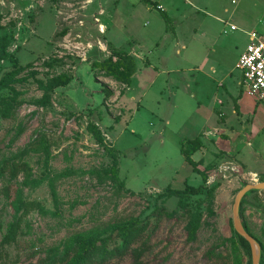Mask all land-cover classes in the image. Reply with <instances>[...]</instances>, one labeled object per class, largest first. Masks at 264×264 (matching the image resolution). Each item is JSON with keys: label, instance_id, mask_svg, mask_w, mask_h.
<instances>
[{"label": "rangeland", "instance_id": "374dc122", "mask_svg": "<svg viewBox=\"0 0 264 264\" xmlns=\"http://www.w3.org/2000/svg\"><path fill=\"white\" fill-rule=\"evenodd\" d=\"M151 1L0 0V264H67L76 240L128 223L123 248L86 264L246 263L232 205L264 177V104L236 63L264 0ZM112 48L134 57L127 81L91 64ZM196 137L194 170L181 142ZM241 216L264 250V189Z\"/></svg>", "mask_w": 264, "mask_h": 264}, {"label": "trees", "instance_id": "16d2710c", "mask_svg": "<svg viewBox=\"0 0 264 264\" xmlns=\"http://www.w3.org/2000/svg\"><path fill=\"white\" fill-rule=\"evenodd\" d=\"M142 1L147 3H154L151 0H142ZM162 15L164 20L166 21V28L172 29L170 25V19L167 16V14L165 12H162ZM91 64L92 66H96L103 69L106 72V74L112 76H118L125 81H127L131 77V75L135 72L136 69V63L134 57L129 53L119 51L115 48L110 49L109 56H107L102 60L93 61ZM71 78L72 77L66 73L58 74L53 78H51L44 88L46 92H52L57 87L66 86L70 82ZM234 109L236 112L238 111V105L236 103V100L234 104ZM90 129L95 135L97 142L103 145L104 143L103 137L100 131L98 130V128L92 126ZM202 145H203L202 141L197 137L185 139L181 142V152L184 155L186 162L189 163L194 170H196L197 162L192 158V154L197 150L201 149ZM116 163H117V158L112 154V166L108 171L113 176H117L118 173V168ZM202 179L203 181L206 180L204 175H202ZM201 189H202L201 185L196 187L187 186L185 187L184 190L171 189L167 193H162L159 196H170L172 194H178L183 192L187 194H197L201 191ZM256 191L257 190H251L248 193H246L245 196L254 193ZM244 197L240 204V214H241L242 204L244 203ZM198 221H199V214L196 213L189 226V234L191 237L195 235V232L198 228ZM242 222L244 228L249 233V230L243 219ZM139 228L140 227L138 225H135L133 223L116 224L110 227L108 234L105 236L92 235L81 240H76L71 246L65 249L64 252L65 254L72 253V256L67 264H86V262L91 258H93L94 256H99L102 259L106 258L110 256L112 253L117 252L120 248H123L126 245V243L138 233ZM234 235H235V241H233V246L235 250L241 249L247 257L245 264H251L249 243L235 230H234ZM259 264H264V250L262 247H261V258Z\"/></svg>", "mask_w": 264, "mask_h": 264}, {"label": "built area", "instance_id": "2783aa9c", "mask_svg": "<svg viewBox=\"0 0 264 264\" xmlns=\"http://www.w3.org/2000/svg\"><path fill=\"white\" fill-rule=\"evenodd\" d=\"M234 28L235 25H230V29ZM236 68L240 71L243 92L264 104V29L248 32V43L239 55Z\"/></svg>", "mask_w": 264, "mask_h": 264}, {"label": "water", "instance_id": "95a60500", "mask_svg": "<svg viewBox=\"0 0 264 264\" xmlns=\"http://www.w3.org/2000/svg\"><path fill=\"white\" fill-rule=\"evenodd\" d=\"M264 189V179L257 183H245L238 190L235 195L233 205H232V221L234 230L241 235L248 243L250 247L251 254V264H259L261 258V247L259 242L244 228L241 214H240V204L245 196L251 190H262Z\"/></svg>", "mask_w": 264, "mask_h": 264}, {"label": "crops", "instance_id": "0c3cea01", "mask_svg": "<svg viewBox=\"0 0 264 264\" xmlns=\"http://www.w3.org/2000/svg\"><path fill=\"white\" fill-rule=\"evenodd\" d=\"M253 29H259V27H257V28H253ZM253 29H252V30H253Z\"/></svg>", "mask_w": 264, "mask_h": 264}]
</instances>
